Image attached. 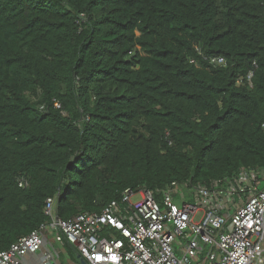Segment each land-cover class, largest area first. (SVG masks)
Returning <instances> with one entry per match:
<instances>
[{
  "label": "trees",
  "instance_id": "obj_1",
  "mask_svg": "<svg viewBox=\"0 0 264 264\" xmlns=\"http://www.w3.org/2000/svg\"><path fill=\"white\" fill-rule=\"evenodd\" d=\"M243 168L264 169V0H0V252L50 197L70 220Z\"/></svg>",
  "mask_w": 264,
  "mask_h": 264
},
{
  "label": "built area",
  "instance_id": "obj_2",
  "mask_svg": "<svg viewBox=\"0 0 264 264\" xmlns=\"http://www.w3.org/2000/svg\"><path fill=\"white\" fill-rule=\"evenodd\" d=\"M197 55L191 64L226 65L201 48ZM254 75L247 76L251 87ZM55 107L61 103L55 101ZM20 186L27 188L28 181ZM160 193L158 201L147 188H127L101 212L70 220L59 217L56 197H50L48 221L1 251L0 264H26L25 257L42 251L47 230L86 264H264V169L243 168L210 185L173 182ZM45 259L51 264V254Z\"/></svg>",
  "mask_w": 264,
  "mask_h": 264
},
{
  "label": "crops",
  "instance_id": "obj_3",
  "mask_svg": "<svg viewBox=\"0 0 264 264\" xmlns=\"http://www.w3.org/2000/svg\"><path fill=\"white\" fill-rule=\"evenodd\" d=\"M45 244L42 251L35 255L24 258L26 264H47L46 256L51 254V264H84L75 248L61 244L55 240L53 233L49 230L44 232Z\"/></svg>",
  "mask_w": 264,
  "mask_h": 264
},
{
  "label": "water",
  "instance_id": "obj_4",
  "mask_svg": "<svg viewBox=\"0 0 264 264\" xmlns=\"http://www.w3.org/2000/svg\"><path fill=\"white\" fill-rule=\"evenodd\" d=\"M84 264H86L83 260H81Z\"/></svg>",
  "mask_w": 264,
  "mask_h": 264
},
{
  "label": "rangeland",
  "instance_id": "obj_5",
  "mask_svg": "<svg viewBox=\"0 0 264 264\" xmlns=\"http://www.w3.org/2000/svg\"><path fill=\"white\" fill-rule=\"evenodd\" d=\"M161 203V202H160Z\"/></svg>",
  "mask_w": 264,
  "mask_h": 264
}]
</instances>
